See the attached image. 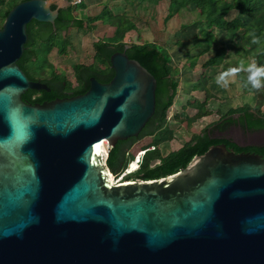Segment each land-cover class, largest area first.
<instances>
[{"label":"water","instance_id":"obj_1","mask_svg":"<svg viewBox=\"0 0 264 264\" xmlns=\"http://www.w3.org/2000/svg\"><path fill=\"white\" fill-rule=\"evenodd\" d=\"M52 3L68 7L26 0L0 29V264H264V157L222 143L173 175L112 180L110 149L138 138L157 105V80L125 52L85 94L22 99L51 91L18 62L29 24L58 18Z\"/></svg>","mask_w":264,"mask_h":264},{"label":"trees","instance_id":"obj_2","mask_svg":"<svg viewBox=\"0 0 264 264\" xmlns=\"http://www.w3.org/2000/svg\"><path fill=\"white\" fill-rule=\"evenodd\" d=\"M23 1L26 0H0V29L8 13ZM161 1L163 0H141L144 4L152 5H157ZM192 5L198 10V17L196 20L182 25V29L194 23L205 26L200 35L194 39V46L199 50L198 54H188L192 68H195L201 56L208 53L218 43L216 31L223 32L233 38L236 54L251 57L257 66H264V0H233L232 2L226 0H170L167 19L173 18ZM51 8L59 11L55 23L32 21L29 24V42L26 44L23 57L18 62L30 80L46 83L51 91L29 90L22 96L25 102L36 105L57 98L65 99L85 94L90 88V78L92 77H95L101 83H109L115 75L114 70L111 68L110 58L116 52H125L130 59L138 61L157 80V105L154 117H161L160 126L152 129L147 125L138 138L119 141L114 148L110 149L107 166L114 174L113 176L119 177L124 174L129 163L135 160L134 156H130V150L139 141L149 136L153 140L148 147L142 149L145 154L139 169L137 162L130 163L129 172L131 173L125 176V180H157L173 175L186 168L195 157L206 153L211 146L222 143H225L229 149L233 148L236 153L259 152L256 147L241 148L229 140L215 138L216 132H226L233 126L240 127L248 132L264 130V115L260 113V108L264 103V87L258 91L253 89L247 82V72L241 71L237 77L242 83L243 91L246 94L253 93L257 95V105L255 107L232 108L224 115L218 114L220 118L215 124L204 130L200 135L193 136L191 141L178 151L170 153L164 159H160L158 157L159 146L174 140V131L169 128L168 118L180 86L177 80L178 71L172 66V58L169 52L153 43L127 44L125 42L126 34L129 30L136 29V26L128 22L125 16H114L108 7L104 8L100 16L88 20L77 16V6L69 5L65 8H59L57 3H52ZM233 12H236L238 16L247 17L249 22L245 23L238 17H232L231 19L230 15ZM97 21H103L115 30L114 33H110L106 40H99L93 44L95 62L92 65L78 64L73 66L77 86H73L66 76L55 70V66L47 60V55L43 61L46 67L37 71L38 75L32 69L33 58L39 63L40 57L36 50V45L39 42H44L47 45L48 53L57 49L58 55L65 57L69 54L71 47L68 37L69 31L72 28H77L81 32L88 33L94 30L93 24ZM253 38H256L258 42L253 43ZM179 45L189 47L188 44L183 42H179ZM227 53L226 48L220 49L214 57L204 64V68L223 64ZM45 69L50 70L47 76H43ZM36 76L42 77V79H36ZM208 83L209 78L203 75L197 86L198 91L205 92L206 99L204 101L194 100L188 104V107L197 110V114L187 121L189 127L213 114L212 111L208 110V105L212 99L218 100V98L210 91ZM155 160H161V163L152 167Z\"/></svg>","mask_w":264,"mask_h":264},{"label":"crops","instance_id":"obj_3","mask_svg":"<svg viewBox=\"0 0 264 264\" xmlns=\"http://www.w3.org/2000/svg\"><path fill=\"white\" fill-rule=\"evenodd\" d=\"M228 2H232L233 0H226ZM66 5H71L69 0H62ZM142 6L139 7L138 6ZM73 6V5H71ZM82 6V7H81ZM74 7V6H73ZM78 12L77 16L84 20H88L89 18H94L100 16L104 8L108 7L112 14L116 17L125 16L128 19V22L132 23L136 26V29L129 30L125 37V42L127 44H144V43H153L164 49H166L172 58V66L178 71L177 80L179 81V92L175 99L173 108L174 112L177 114V118L181 115V118H186L187 121L193 118L197 114V110L191 107H188L190 102L194 100L204 101L206 99L205 92L198 91L197 86L199 85L200 78L205 75L209 78L208 88L210 91L218 98L212 99L209 102L208 110L212 111L214 114L224 115L222 104L231 103V100L237 99V103L233 106L227 108L225 112H228L230 109H235L244 106L255 107L258 103V96L253 93H244L243 86L241 81L238 79L237 75L234 78H229V84L227 87H222L216 83V79L220 73L227 72L231 68L239 67L241 61L244 62L245 67L254 62V59L251 57H246L245 55L236 54L234 51V40L232 37L227 36L223 32L216 31L218 43L205 55L201 56L197 62L195 68L191 67V61L188 59V54L194 53L198 54V51L194 46V39L200 35L201 31L205 28L203 24H190L185 29H182V25L187 22H183L180 19V14H177L178 22H176V27L172 30V25L168 29V23L173 22V18L167 19L170 8V0H163L157 5L152 4H144L141 0H87L84 4L77 6ZM81 7V9H79ZM137 7V8H136ZM188 12L192 14L198 15V10L193 5L187 9ZM198 17V16H197ZM232 17H238L242 19L245 23H248L249 20L245 16H238L236 12H233L230 15ZM179 23V24H178ZM183 23L180 27L179 25ZM142 24V27L139 25ZM94 30L100 33L99 38L95 41L106 40V38L110 35V33H114V28H112L109 24L104 23L103 21H97L93 24ZM144 28V29H142ZM79 32L77 28H72L69 31V39L71 42V47L69 51L73 49H77L80 47V44L76 37L73 34ZM143 30L151 32L154 36L150 39L151 41L139 42L140 41V31L143 34ZM167 30H171V34L175 35V42L173 44L166 43ZM91 32V31H90ZM94 42V43H95ZM179 42H183L189 45V47H181ZM93 43V44H94ZM226 48L228 53L226 55L225 61L223 64L213 67L204 68V64L212 57H214L217 52ZM83 64L76 63L73 66ZM85 65V64H83ZM90 66V65H87ZM260 113L264 115V103L260 108ZM210 117V116H208ZM205 117V118H208ZM203 118V119H205ZM220 118V116H219ZM201 119V120H203ZM200 121V120H199ZM197 121V122H199ZM196 122V123H197ZM195 124V123H194ZM175 125L170 123L169 128L174 131V140L171 142L163 143L158 148V155L160 154V158L164 159L170 153L178 151L183 144H186L191 141L193 136L200 135L201 133L197 128L192 136L185 141L183 139L179 146L174 145L177 138L178 130L174 128ZM208 127L207 123L204 124L203 130H206ZM150 137V136H149ZM152 138V137H151ZM152 143V142H151ZM161 161V160H160Z\"/></svg>","mask_w":264,"mask_h":264},{"label":"rangeland","instance_id":"obj_4","mask_svg":"<svg viewBox=\"0 0 264 264\" xmlns=\"http://www.w3.org/2000/svg\"><path fill=\"white\" fill-rule=\"evenodd\" d=\"M82 7V6H81ZM81 7H79V9H81ZM180 19L183 22H192L194 20L197 19L196 14H192L191 12H188L187 10L183 11L182 14L180 15ZM173 23L170 22L168 23L167 28L169 29L170 26L172 25V30H174V28L176 27V22H178L177 16L175 18L172 19ZM0 24H1V18H0ZM4 24V23H3ZM179 24V23H178ZM183 23H181L179 25V27L182 25ZM140 27H142V24L139 25ZM144 29V28H142ZM73 31V30H72ZM143 34L140 31V41L139 42H146V41H151L153 39H150L152 36H154L151 32H148L146 30H143ZM171 30H167V36L168 39H166V43H171L173 44L175 42V38L173 34H171L170 32ZM74 36L76 37V39L78 40L80 47H78L77 49H71L69 51V54L65 57H60L58 55V51L57 49L52 50L50 53L47 52V45L44 42H39L36 45V50L37 53L39 55V63L36 62L35 64H32V69L36 71L37 75L39 70H43L46 67V64L44 61L45 56L47 55V60L49 61V63L53 64L55 66V70L59 73H61L62 75L66 76V78L73 84V86H77V81H76V77H75V73L73 71V64L76 63H83L85 65H92L95 61H94V56H95V52L93 49V43L99 38L100 33L98 31H91L88 33L85 32H77L75 33L73 31ZM68 36H70L68 34ZM43 62V63H42ZM50 70L49 69H45V71L43 72V76H47L49 75ZM36 79H42V77L36 76ZM237 99L231 100V103L233 104V106L237 103ZM231 103L227 102L222 104V108L224 113H226L225 111L227 110V108L229 106H231ZM176 116L177 114L174 112V108L172 107L169 111V118L168 120L170 121V123H172V125H175V129L178 130L177 132V138H176V142H174V145L176 144V146H179L181 144V141L183 139H185V141H187L192 134L195 132V129L197 128V130H199L200 133H202L203 131V126L204 124L207 123L208 127L212 126L213 124H215L218 120H219V115L214 114L213 116H210L208 118H205L203 120H200L199 122L193 124L191 127L188 126V122L186 118H181V115H179V118H177L176 120ZM229 132V131H228ZM234 136L236 141L238 143H246L249 142L250 140L248 139L249 137L245 134V133H241L238 130L235 131H230L229 133H225V134H217L218 137H226V136ZM253 140V136H251ZM245 139V140H244ZM152 138L151 137H146L145 139L139 141L131 150H130V156L134 158L138 157V152L140 150H142L145 147H148L151 142H152ZM179 144V145H178ZM185 144H183L180 147H183ZM160 154L158 155V157L160 158ZM161 159V158H160ZM116 177V176H115ZM122 177H116V179L113 178L114 183L118 180H120Z\"/></svg>","mask_w":264,"mask_h":264},{"label":"clouds","instance_id":"obj_5","mask_svg":"<svg viewBox=\"0 0 264 264\" xmlns=\"http://www.w3.org/2000/svg\"><path fill=\"white\" fill-rule=\"evenodd\" d=\"M253 43H257V39L253 38ZM241 71L247 72V82L255 90H260L264 87V66H257L255 62L248 64L246 67L241 61L239 67L231 68L227 72L220 73L216 79V83L222 87H227L229 78H234Z\"/></svg>","mask_w":264,"mask_h":264},{"label":"flooded vegetation","instance_id":"obj_6","mask_svg":"<svg viewBox=\"0 0 264 264\" xmlns=\"http://www.w3.org/2000/svg\"><path fill=\"white\" fill-rule=\"evenodd\" d=\"M34 60V62L32 61V64L33 63H35L36 61V59L35 58H33ZM155 116V115H154ZM152 117L151 119H150V121L148 122V124L147 125H149L152 129H154V128H157V127H159L160 126V120H161V117H159V118H155V117ZM146 125V126H147ZM235 130H238L239 132H241V133H245L249 138V142H246V143H242V145H245L246 147H256L257 149H259V152H256V153H252V154H257V155H259V156H261V157H264V130H262V131H257V132H248V131H245V130H243V129H241L240 127H231L230 129H228V131L230 132V131H235ZM228 131H226V132H223V133H221V132H216L215 133V136H217V134H225V133H229ZM251 136H253V140L251 141V139H252V137ZM225 137V136H224ZM226 137H229V138H232V139H234V140H236L235 139V137L234 136H226ZM146 138V137H145ZM245 140V139H244ZM241 144V143H240ZM246 147H244V148H246ZM243 153V152H242ZM245 153H251V152H245ZM124 182H129V181H127V180H124Z\"/></svg>","mask_w":264,"mask_h":264},{"label":"built area","instance_id":"obj_7","mask_svg":"<svg viewBox=\"0 0 264 264\" xmlns=\"http://www.w3.org/2000/svg\"><path fill=\"white\" fill-rule=\"evenodd\" d=\"M86 1H87V0H69L70 4L73 5V6H79V5H82V4H84ZM129 154H130V152H129ZM144 154H145V151L140 150V151L138 152L139 158L136 157L135 160H134V161H138V162H139V163H137V164H138V169H139V167H140V164H141V161H142V158H143ZM130 155H131V154H130ZM130 163H131V162H130ZM130 163H129L127 169L125 170L124 174L122 175L121 179L118 180V181H116L115 184H118V183L124 182V180H125V176L131 173V172H129V171H130V169H129V167H130ZM136 171H137V170H136ZM132 173H133V172H132ZM129 182H131V181H129Z\"/></svg>","mask_w":264,"mask_h":264},{"label":"bare ground","instance_id":"obj_8","mask_svg":"<svg viewBox=\"0 0 264 264\" xmlns=\"http://www.w3.org/2000/svg\"><path fill=\"white\" fill-rule=\"evenodd\" d=\"M102 147H103V149H107L108 148V146H107V143L106 142H104L103 143V145L102 146H100V148L102 149ZM133 162H137V163H139L138 161H132L131 163H133ZM114 179H116V177L115 176H112ZM113 178H112V180H113Z\"/></svg>","mask_w":264,"mask_h":264}]
</instances>
